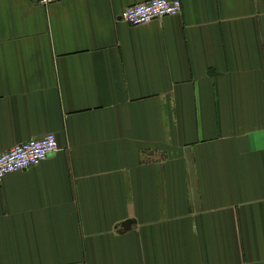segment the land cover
<instances>
[{"label":"crops","instance_id":"1","mask_svg":"<svg viewBox=\"0 0 264 264\" xmlns=\"http://www.w3.org/2000/svg\"><path fill=\"white\" fill-rule=\"evenodd\" d=\"M138 1L0 0V264H264V0Z\"/></svg>","mask_w":264,"mask_h":264},{"label":"built area","instance_id":"2","mask_svg":"<svg viewBox=\"0 0 264 264\" xmlns=\"http://www.w3.org/2000/svg\"><path fill=\"white\" fill-rule=\"evenodd\" d=\"M35 1L39 4H48L55 0ZM180 10V0H142L125 5L118 16L129 23L139 24L178 13ZM58 147L56 135L50 130L39 138H29L0 151V179L7 172L36 164Z\"/></svg>","mask_w":264,"mask_h":264},{"label":"water","instance_id":"3","mask_svg":"<svg viewBox=\"0 0 264 264\" xmlns=\"http://www.w3.org/2000/svg\"><path fill=\"white\" fill-rule=\"evenodd\" d=\"M128 222H129V220H126V221H125V223H128Z\"/></svg>","mask_w":264,"mask_h":264}]
</instances>
